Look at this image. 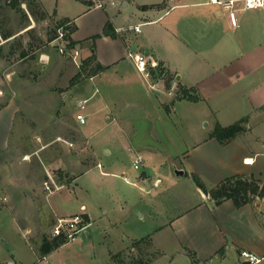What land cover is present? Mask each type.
<instances>
[{
	"label": "crops",
	"instance_id": "crops-1",
	"mask_svg": "<svg viewBox=\"0 0 264 264\" xmlns=\"http://www.w3.org/2000/svg\"><path fill=\"white\" fill-rule=\"evenodd\" d=\"M37 3L47 15L69 22L68 40L81 62L70 65L61 85L52 78L48 88L58 96L42 98V116L36 111L34 119L43 124L28 131L32 150L24 148L28 134L16 119L18 102L0 108V154L11 147L20 157L17 164L0 163V205L9 206L0 208V264H127L132 257L143 264H243L240 250L260 263L264 197L239 206L230 198L215 203L191 175L207 188L234 175L264 183V11L238 8L232 26L226 11L209 0ZM118 3L130 11L121 12ZM9 37L4 32L0 41ZM47 39L35 49L42 67L52 63L54 73L66 70L62 54H49L57 40ZM91 53L94 61L71 83ZM138 53L146 58L148 78L136 69ZM96 64L101 67L88 71ZM77 99H86L84 123L74 117ZM240 119L244 129L234 137L220 143L212 136L216 124ZM136 153L142 161L133 171ZM30 154L39 163L27 160ZM45 171L64 184L48 196L41 184ZM185 183L190 203L177 194ZM113 196L136 205L134 212L142 209L139 216L151 228L115 251L109 233L130 216L110 205ZM74 213L84 218L76 239L48 247L55 217Z\"/></svg>",
	"mask_w": 264,
	"mask_h": 264
},
{
	"label": "rangeland",
	"instance_id": "rangeland-1",
	"mask_svg": "<svg viewBox=\"0 0 264 264\" xmlns=\"http://www.w3.org/2000/svg\"><path fill=\"white\" fill-rule=\"evenodd\" d=\"M11 3H15L14 6H12ZM117 6L121 12L130 11V7H122L119 3ZM44 11L45 10L42 9V6L37 3V0H0V35L4 32L10 33V37L7 41H0V108L8 102L17 101L20 111L16 114V119L19 115L22 119L23 127L27 129V134L28 131L31 133L33 128H37L41 125L39 123H42V121L35 120L34 117L37 115L36 111L40 112L39 115H41L42 98L50 97L53 94L48 88L51 84L52 78L56 81L55 85H61L70 76V65L74 64L77 68L78 64L80 65L81 62H79L76 58L75 63L67 56L63 55L62 57L61 55L62 59L66 62L63 67L66 70L54 73L55 68L51 65L52 63L46 66V68L42 67L45 63L40 61V56L37 54L38 49L37 51L35 49L37 47H41L43 42H46L43 41L44 38L54 39L59 26L58 19H55L52 14L47 15ZM53 44L54 45H52L49 50V54L52 58H57L59 57V53L56 41ZM36 86L38 89H36ZM53 95L58 96L56 93ZM35 102L39 104L36 105ZM16 119H14V121H16ZM204 123L205 122H202L203 125ZM30 139V135L28 134L27 138L23 140V144H26ZM78 146L83 147L85 145L82 146L79 143ZM24 148L26 151L32 150V146L30 144L24 145ZM12 151L13 150L10 147L1 153L0 163L14 162L17 164L18 161H20V157L16 156L15 153L17 152ZM197 152H199V156L202 157V151L198 150ZM30 155L27 157V160L31 157L29 160L39 163L35 154L33 156ZM121 155L129 158L123 152H121ZM24 156L25 155L22 157L25 158L26 156ZM191 157L196 161L198 160L197 155L194 152L189 154V158ZM173 161L177 162V159L174 158ZM127 162L129 163L128 160ZM130 169L133 171L137 170L133 169L132 162L130 163ZM172 170H174V168H172ZM1 176L3 175H0V177ZM185 186L186 187L183 190H177V194L187 195L189 199L185 198L187 200L186 203H190L193 199V197L190 196L192 195L191 188L186 183ZM135 190H131L132 194L139 196L138 189ZM110 200V205L120 208L123 207V211H125V213L129 211V213H126L125 218L130 216L128 221L122 220V225L119 226L118 230L115 229L109 233V245L110 248L115 251L120 247L122 241L126 240V238H131L132 235H137V237L144 235L146 233L144 231H150L151 228L149 226L148 219L146 217L141 219L142 217L139 216V213L143 212L142 209L134 212L136 205L134 207H130L129 204L125 205L124 202L116 196H113ZM135 200L136 199L134 198L132 199V206L134 205ZM179 204L180 202L178 205ZM0 208L2 210H7L6 208L9 209L8 203L6 206L0 205ZM174 210V208H169L170 212H173ZM3 220H5L4 217ZM154 222L155 221L153 219V223ZM30 240L32 241V239ZM136 253L137 252H132L130 255L133 256L136 255ZM258 264H264V259H262Z\"/></svg>",
	"mask_w": 264,
	"mask_h": 264
},
{
	"label": "built area",
	"instance_id": "built-area-1",
	"mask_svg": "<svg viewBox=\"0 0 264 264\" xmlns=\"http://www.w3.org/2000/svg\"><path fill=\"white\" fill-rule=\"evenodd\" d=\"M209 2L220 5L226 11L228 20L232 26L237 25L236 10L238 8L264 11V0H209ZM96 5L100 6V3L97 2ZM69 26L70 25L68 21L59 24L54 40H57L58 52L72 59L76 63L75 58L77 57L78 52L74 46H70L68 44V33L70 30ZM133 30L139 31V25L133 26ZM135 66L143 77H150L151 73L147 66L146 58L143 54L138 53L135 55ZM85 103L86 99H77L75 102L76 112L74 117L80 123L85 122ZM141 161V154L136 153L132 160V167L138 168ZM123 179L126 181L128 180L126 176H123ZM41 184L45 192V196H48L49 194L61 189L64 186L63 183L58 182L48 171H45V177ZM83 222L84 218L82 214L79 213H74L69 216H57L55 217L54 222L49 229L48 236L50 238L58 237L63 242H71L76 239L77 234L80 231V226L83 224ZM239 256L243 260V264H256L261 259L246 250H240Z\"/></svg>",
	"mask_w": 264,
	"mask_h": 264
},
{
	"label": "trees",
	"instance_id": "trees-1",
	"mask_svg": "<svg viewBox=\"0 0 264 264\" xmlns=\"http://www.w3.org/2000/svg\"><path fill=\"white\" fill-rule=\"evenodd\" d=\"M14 4L15 3H11L12 6H14ZM65 21L66 19H62L59 21V24ZM69 27L71 30V26ZM68 44L70 46H73V42L70 40H68ZM93 61H94V56L92 53L88 57L83 59L81 63V67L72 77L71 83H73L78 77H80L83 71L85 70V67L91 65ZM100 67H101L100 65L96 64L93 65V67L88 68V71H93ZM186 97L189 99H196L195 96H191L189 94H187ZM242 122L243 120L240 119L226 126H220L216 124L212 131V136H214L220 143H224L226 140L234 137L235 135L243 131L244 128L242 126ZM191 177L195 185L198 188H200L204 193L208 194L214 200L215 203H219L223 199L230 198L236 206H239L243 203L250 201L253 196L264 197V183L260 184L255 179L234 175L224 178L218 184H216L211 188H207L197 175L192 174ZM138 241L148 244L147 240L144 239H140ZM138 241L135 242L136 245H138L137 243ZM61 242L62 240L60 238L53 237L50 239V242L47 245L50 248L56 247ZM131 259L134 261H128L127 264H140V263L143 264L142 259L140 260L139 258L133 259V257Z\"/></svg>",
	"mask_w": 264,
	"mask_h": 264
},
{
	"label": "water",
	"instance_id": "water-1",
	"mask_svg": "<svg viewBox=\"0 0 264 264\" xmlns=\"http://www.w3.org/2000/svg\"><path fill=\"white\" fill-rule=\"evenodd\" d=\"M174 172H175L176 174H181V173H182V170H181V169H175Z\"/></svg>",
	"mask_w": 264,
	"mask_h": 264
}]
</instances>
